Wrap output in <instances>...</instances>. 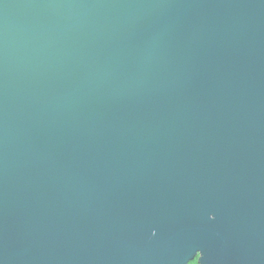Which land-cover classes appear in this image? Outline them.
Returning a JSON list of instances; mask_svg holds the SVG:
<instances>
[{"label":"water","instance_id":"water-1","mask_svg":"<svg viewBox=\"0 0 264 264\" xmlns=\"http://www.w3.org/2000/svg\"><path fill=\"white\" fill-rule=\"evenodd\" d=\"M196 253L264 264V0H0V264Z\"/></svg>","mask_w":264,"mask_h":264},{"label":"snow or ice","instance_id":"snow-or-ice-1","mask_svg":"<svg viewBox=\"0 0 264 264\" xmlns=\"http://www.w3.org/2000/svg\"><path fill=\"white\" fill-rule=\"evenodd\" d=\"M214 219V217H213ZM198 253V252H197ZM196 253V258L190 262V264H199V261L201 260V257H199Z\"/></svg>","mask_w":264,"mask_h":264}]
</instances>
